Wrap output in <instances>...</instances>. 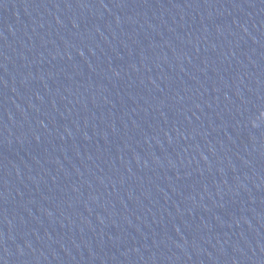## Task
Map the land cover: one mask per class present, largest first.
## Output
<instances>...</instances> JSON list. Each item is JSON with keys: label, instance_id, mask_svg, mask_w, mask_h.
Listing matches in <instances>:
<instances>
[{"label": "water", "instance_id": "95a60500", "mask_svg": "<svg viewBox=\"0 0 264 264\" xmlns=\"http://www.w3.org/2000/svg\"><path fill=\"white\" fill-rule=\"evenodd\" d=\"M0 264H264V0H0Z\"/></svg>", "mask_w": 264, "mask_h": 264}]
</instances>
